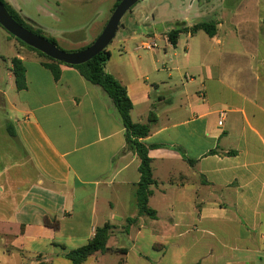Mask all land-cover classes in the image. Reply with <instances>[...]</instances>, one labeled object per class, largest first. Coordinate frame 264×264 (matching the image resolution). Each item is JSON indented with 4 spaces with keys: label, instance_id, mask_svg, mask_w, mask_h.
Masks as SVG:
<instances>
[{
    "label": "crops",
    "instance_id": "crops-1",
    "mask_svg": "<svg viewBox=\"0 0 264 264\" xmlns=\"http://www.w3.org/2000/svg\"><path fill=\"white\" fill-rule=\"evenodd\" d=\"M6 1L76 50L100 34L115 2ZM226 1L183 12L185 26L211 22L215 32L181 33L183 56L180 35L171 46L164 33L175 59L155 75L133 74L127 61L130 47L154 37V5H134L106 48L105 70L125 87L132 122L156 117L140 139L150 147L151 216L138 213L139 160L104 90L66 65L55 80L14 38L5 56L0 40V264H71L63 255L104 224L112 226L108 251L83 264L112 254L116 264H264V0ZM113 54L119 66L110 65ZM13 58L25 68L20 91L13 76L4 80Z\"/></svg>",
    "mask_w": 264,
    "mask_h": 264
},
{
    "label": "trees",
    "instance_id": "trees-1",
    "mask_svg": "<svg viewBox=\"0 0 264 264\" xmlns=\"http://www.w3.org/2000/svg\"><path fill=\"white\" fill-rule=\"evenodd\" d=\"M120 0H115L111 12L118 5ZM0 3L4 6L11 18L18 23L23 28L34 33L37 36L43 37L51 44L56 46L58 49L62 50L56 43L55 39L49 38L43 35L40 30L33 29L29 26L19 15V12L15 11L13 7L6 1L0 0ZM132 9V8H131ZM130 9V10H131ZM129 10V11H130ZM120 26V23H119ZM0 28H2L0 26ZM3 29V28H2ZM4 30V29H3ZM197 31H204L209 36H212L215 32V24L208 22L195 23L190 27L185 26L184 24L179 25L178 27L171 29L165 34L168 43L171 46H175L178 36L181 33H190L194 34ZM9 34V33H7ZM9 36H11L9 34ZM14 38L13 36H11ZM16 39V38H14ZM17 40V39H16ZM22 46L34 51L38 56L46 60L42 65L47 68L53 78L56 80L60 75V65H66L61 62L54 61L49 57L45 56L41 52L27 46L23 42L17 40ZM86 48V47H84ZM81 48L79 50H82ZM64 51V50H62ZM78 51V50H77ZM70 52V51H65ZM110 53L107 49L103 50L92 59L80 65H66L69 67L75 68L79 74L90 82V84L97 85L101 87L104 92L110 98L114 108L116 109L120 121L125 129V143L129 150L135 153L139 160L138 172H139V181L136 186V206L139 214H145L148 216L154 215V212L148 207V197L151 193L150 186L154 184L152 178V171L148 156L149 146L145 145L140 141L148 136L150 132V126L156 121V117L153 113H150L147 119V123L138 124L133 123L130 118V111L132 109V103L128 97L125 87L121 86L119 82L111 75L108 74L105 70L106 63L109 60ZM11 63V74L14 79V85L17 91L23 90L26 88L25 81V68L22 62L18 58H13L10 61ZM44 224L50 225L47 219H45ZM56 228V223L53 225ZM112 229V226L109 224H104L101 227L95 229L93 237L83 246L69 251L63 255L71 264H83L89 256L95 254L96 252L106 253L108 248L106 246L107 240L109 237V232ZM122 252L126 253V249H121Z\"/></svg>",
    "mask_w": 264,
    "mask_h": 264
},
{
    "label": "rangeland",
    "instance_id": "rangeland-1",
    "mask_svg": "<svg viewBox=\"0 0 264 264\" xmlns=\"http://www.w3.org/2000/svg\"><path fill=\"white\" fill-rule=\"evenodd\" d=\"M149 1V2H147ZM200 0H140L139 3L135 6L136 8L140 5H143L142 7H145V3H148L151 6H155L157 10V14L154 16V19L151 23H153V30H154V37L146 38L143 41L152 42L154 41L156 43V47L153 48L152 51H146V50H138L135 51L132 50V47L129 49V57L127 58L128 66L133 69V74L136 75H155L159 69L163 68V64H166V68L171 67V64L168 62V57H170L172 60H174V49L171 47L165 48L164 45V33H167L171 29H174L181 25L182 23L179 21L181 19V15L186 13L188 16H193L196 13V7L199 6ZM230 0H227L226 3H228ZM225 3V2H224ZM122 20V19H121ZM124 21V19L122 20ZM64 26H68L72 24L71 22L64 21ZM187 23V22H186ZM68 24V25H67ZM121 26H119V29L117 31V35H119ZM0 34L4 38H0L2 41V51L5 52V56H10L9 54H13L12 47L10 46V43H16V41L7 34L5 30L0 28ZM187 36L185 34L180 35L179 37V48H177L178 56H183L184 53V47L186 44V38ZM13 41V42H12ZM59 47L64 51H70L75 52L77 51L75 46L66 45L62 42L58 43ZM152 53H155L156 55V62L154 61L152 57ZM117 55L113 54L110 65L113 66L114 64H118V66L123 62L120 59L116 58ZM6 58V57H5ZM5 62L6 66L8 67L7 70H5V82L8 81V77L12 76L9 75V61ZM154 63V64H153ZM156 68L157 70H155ZM136 71V73H135ZM166 74V73H165ZM5 154V151L3 147H0V155ZM120 244L124 246H130V241H128L126 238H120L119 240ZM147 258V257H146ZM149 259V258H147ZM117 258L114 254L107 255L105 258L100 261L99 258L97 261L89 260L85 264H116ZM151 262L152 260L149 259Z\"/></svg>",
    "mask_w": 264,
    "mask_h": 264
},
{
    "label": "water",
    "instance_id": "water-1",
    "mask_svg": "<svg viewBox=\"0 0 264 264\" xmlns=\"http://www.w3.org/2000/svg\"><path fill=\"white\" fill-rule=\"evenodd\" d=\"M140 0H120L111 12L105 26L94 41L82 50L65 52L58 49L43 37L16 23L0 3V26L11 36L27 46L41 52L50 59L66 65H80L102 52L114 39L122 17Z\"/></svg>",
    "mask_w": 264,
    "mask_h": 264
},
{
    "label": "built area",
    "instance_id": "built-area-1",
    "mask_svg": "<svg viewBox=\"0 0 264 264\" xmlns=\"http://www.w3.org/2000/svg\"><path fill=\"white\" fill-rule=\"evenodd\" d=\"M155 47H156V43L154 41H152V42L142 41L137 46V49L138 50L152 51L153 48H155ZM221 116H223V113H221ZM218 124L221 125V121H219Z\"/></svg>",
    "mask_w": 264,
    "mask_h": 264
}]
</instances>
